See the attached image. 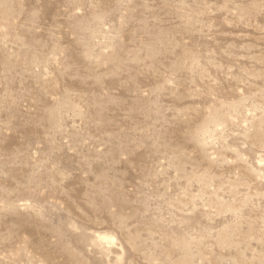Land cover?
I'll list each match as a JSON object with an SVG mask.
<instances>
[{
	"label": "rangeland",
	"instance_id": "rangeland-1",
	"mask_svg": "<svg viewBox=\"0 0 264 264\" xmlns=\"http://www.w3.org/2000/svg\"><path fill=\"white\" fill-rule=\"evenodd\" d=\"M0 264H264V0H0Z\"/></svg>",
	"mask_w": 264,
	"mask_h": 264
}]
</instances>
